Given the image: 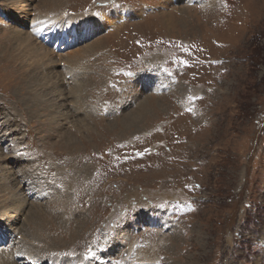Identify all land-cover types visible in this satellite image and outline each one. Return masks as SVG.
<instances>
[{"label":"rangeland","instance_id":"1","mask_svg":"<svg viewBox=\"0 0 264 264\" xmlns=\"http://www.w3.org/2000/svg\"><path fill=\"white\" fill-rule=\"evenodd\" d=\"M186 3L27 0L40 22L95 17V33L66 49L85 50L86 72L82 58L68 70L61 58L60 77L56 57L44 65L18 47L23 20L0 3V129L12 136L0 143V208L24 234L21 261L43 252L45 264H264V0ZM115 12V24L100 18ZM54 71L60 83L80 81L82 101L50 80ZM53 86L63 97L48 94ZM142 104L151 112L126 130ZM8 155L52 202L9 207L4 184L19 190Z\"/></svg>","mask_w":264,"mask_h":264},{"label":"bare ground","instance_id":"2","mask_svg":"<svg viewBox=\"0 0 264 264\" xmlns=\"http://www.w3.org/2000/svg\"><path fill=\"white\" fill-rule=\"evenodd\" d=\"M0 1H1L0 3H2L5 6L4 9L7 11V13L12 18L15 17V21H16V19H17V21H20V22H22V20H23L20 30L16 31L15 34H13L15 37H17V36L19 37V41L18 42L20 44L18 45V47L23 48V50L26 51L31 57L36 58L38 62H41V63L44 62V65H45V61H47V58H49V57L52 58V56L56 57L58 63L56 64L54 70L57 71L58 73L54 71L55 73H52V75L50 74L52 76V77H50V80L51 79L54 80V82L56 84H58L59 87H63L64 86V88H67V91H72V92H75V93H79L78 94V99L79 100H81V99L83 100V93H82L83 89L82 90L79 89V88H81V87H79L81 85L80 81L78 82L79 83L78 85L72 86L70 82H71V80L74 81L75 79H74L73 76H70L71 79L69 78V81H68V80H66V78L68 77L67 76V77H64L62 79V81L64 80L63 83L59 82L60 81V78H59L60 74L63 72V70L60 68L61 64H63V63H61L60 61H61V58H62V60L66 62V66H67L66 70H68L70 68V66H72V67L77 66L79 68L81 66L80 62H81V58H82V69H83V72H86L84 70V59H83V55L85 54V50L81 51L82 49H79V50L75 49L74 51L68 52L66 49L68 47H74V46H78L79 48H81L83 46L82 44L84 42H86L87 39L89 37H91L93 33H95L93 31V28L91 27V25L89 23V22H93L91 16L92 17H94V16L93 15H88V14H85V13L72 14V16H70L69 14L66 13V15L62 14L60 16H54V13H53V14H50V17L53 16L52 19L45 20V21H49V22L51 21L52 22V24H53L52 28L50 29V31L49 30H45V32H44V31H42V29L44 30V28H46L48 26V25H46V23H49V22H40L39 21V20H42V19H41L40 16H38L37 10H36V7H34V4H30L31 6H29L27 4V0H0ZM179 1H182L183 3L187 2L186 4H190V3H194V2L195 3H199V2L205 3L206 2V0H176L177 3ZM3 11L4 10H1L0 15H2ZM123 14H124V12H123ZM128 14L129 13H126L125 15H128ZM4 15L8 17V15L6 13ZM75 15H84V16L83 17H79V16H75ZM112 16H113L112 19H110V17L105 19V16H102L100 18H104L102 20H105V21H111V20L114 21L115 18H116V20L117 19H121V18H119V17H121V14H119L117 12L112 14ZM28 19L31 20L30 24H27V22L26 23L24 22V21H26ZM38 21L40 23H37ZM114 24H115V21H114ZM78 25H79V27L77 29ZM84 26L88 27L87 30H86V33H84V29H83ZM34 29H38V31H34ZM42 43H46V44H50V45H53V44L57 43L58 44V46L56 47L57 52H55L53 50H51L52 51L51 52L50 49H48ZM72 43H73V45H72ZM60 44H64L62 49H60V47H59ZM80 45H82V46L80 47ZM94 47L97 48V47H100V46H99V44L98 45L96 44V45H94ZM53 66H51V67H53ZM47 67H50V63H49V66H47ZM63 67H64V64H63ZM72 70L74 71V69H72ZM56 73L59 74V77H57L58 75H56ZM82 74L86 75L85 73H82ZM81 78H82V75H81ZM83 81H84V79H83ZM162 85H166V82H163ZM58 86H53V88H52L53 90L52 89H50V91L48 90L49 91L48 94L55 98V96L58 93V94L61 95V97H63V95H62L63 93L60 91L61 88L59 89ZM177 88H179V87H177ZM180 88H179V90H180ZM57 90H59V91H57ZM155 90H157L156 89V83H153V82L150 83L148 85L147 92H151V91H155ZM175 91H177V90L175 89ZM70 93H68V94L70 95ZM68 94H66L67 97H68ZM58 97H60V96H58ZM61 97H60V99H62ZM54 98H52V99H54ZM54 100H56V99H54ZM62 102H64V103L60 104V107L64 108V114H65L66 110H68L66 108V106H69V105L65 104L66 101H62ZM70 107L71 106H69V108ZM141 108H142L141 112L129 115V117L131 118V122L129 124H127V127H125L126 130L131 129V126L133 124H136L137 121L142 116L147 115V114H149L151 112L150 108L147 105L144 106L142 104ZM70 109H72V108H70ZM84 110H86V115L87 116L91 115L90 114L92 112L91 108H87L86 107L85 109H83V111ZM73 112L76 113L77 115H80V113L76 112V110L74 111V109H73L71 111V113H72L71 116H73ZM81 116H82V114H81ZM6 118H8V119H5V122L2 123L1 126L6 125V124L8 125V123L10 122V118L8 116H6ZM128 118L125 120L126 122H127ZM12 128H13V126H12ZM4 129L5 128L0 129V134H1L0 135V143L1 144L5 143V141L1 139L3 136H5L7 140H9L8 137H12L11 135H8V130L6 131V133H2L4 131ZM16 132H17V130L15 129L14 133H16ZM11 141H14V139H12ZM68 142H70V140H68ZM1 144H0V146H1ZM0 156L3 157L4 155L1 154ZM2 157H1V159H2ZM11 157H9V155L5 157V159L3 160L4 163H5L4 165H12L15 168V173L16 172L17 173H16V175H14V184L17 186L19 192L24 194V196H22V194H19V192L10 193L8 191V188H5V184H4L5 192L7 191V194H6L7 195V201H9V203H10V204L8 203V205H10L9 207L12 208V206L15 205L17 208H19L18 207L19 204H20L19 199H22L27 204H38V205H40V204H42L43 201H45L47 199H49V201L52 202L54 197L47 196L46 193H44L41 190V187H39V189L35 192L34 190H32L30 185L27 183V177H26L27 174H24L25 171L23 172L20 169V168H22V165H21L20 162L24 161L23 158L22 157H19V158H13L12 157L11 158ZM24 169H26V167ZM28 169H29V167H28ZM18 171H19V173H18ZM2 176H3V174H2ZM2 181H4V178H3ZM10 182H9V184H10ZM4 183L8 184V182H5V181H4ZM12 187H14V186H12ZM0 190H1V188H0ZM46 190L51 191L53 194H55V192H58L57 188H54L52 185H51L50 188H46ZM14 191H15V189H14ZM136 193L138 194V192L135 191V192H133V194L131 196L128 195V198H129L127 200L128 203H130L133 200L134 196H137ZM75 195L80 197L79 194H75ZM55 196H56V194H55ZM58 198H59L58 201H60L61 200L60 196H58ZM78 201H81V200L77 199L76 205H77ZM138 202H140V201H138ZM85 204H87V203H85ZM108 205H109L108 207L111 208L112 204L110 202L108 203ZM34 206H36V205H34ZM118 206H119V211L118 210H117L118 212L115 211L116 213H115V215L113 216V218L111 220H115L116 217H117L116 215L119 214L121 207H120V205H118ZM131 206H133V205H131ZM39 207H41V206H39ZM90 207H92V206H90ZM131 208H133V207H131ZM117 209H118V207H117ZM12 211H14V210H12ZM1 214L4 215V217L2 219H5V220H0V223L1 224L3 223V225H0V227L2 229H6V230H1V232H2L1 235L2 236H0V264H5V259H7V261L10 264H12L13 261L15 263H18V264H21V263L26 264V260H29V261H31L34 264H45L47 260H46V258L43 257V252H37V253H35L36 256H35V254H33L31 257L29 256L30 254L29 255H25L24 259H22L23 261H21L19 259V258H21V256L22 257L24 256L23 253L19 252V249H20V246H21L20 242L21 241H22V243L25 242L24 234L22 233V231H20L18 229L19 226L16 225L14 228L10 227V224L12 222H14V221H13V218L10 216L11 214L9 215V213H6V209H4V208L1 209L0 208V215ZM19 214H21V213H19ZM83 216H84V213H83ZM20 220H21V218L19 217V220L17 221L18 224L20 223ZM141 223H143V222L141 221ZM18 236H21V237L18 238ZM12 246L14 248H12ZM37 255H39V256H37ZM60 261L62 263H57V264H63V261L62 260H60Z\"/></svg>","mask_w":264,"mask_h":264},{"label":"snow or ice","instance_id":"3","mask_svg":"<svg viewBox=\"0 0 264 264\" xmlns=\"http://www.w3.org/2000/svg\"><path fill=\"white\" fill-rule=\"evenodd\" d=\"M37 23H40V22L38 21ZM34 31H38V29H34ZM165 71H167V69H165ZM94 257H95V252L91 248H89V250L87 251V253H85V255H84V259L85 260H91Z\"/></svg>","mask_w":264,"mask_h":264}]
</instances>
